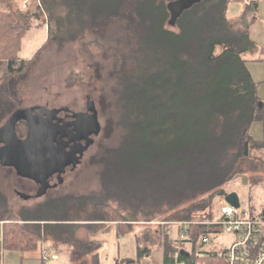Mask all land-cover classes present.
I'll return each mask as SVG.
<instances>
[{
  "label": "trees",
  "instance_id": "16d2710c",
  "mask_svg": "<svg viewBox=\"0 0 264 264\" xmlns=\"http://www.w3.org/2000/svg\"><path fill=\"white\" fill-rule=\"evenodd\" d=\"M13 1L0 0V121L12 110L6 109L8 102L17 104L6 83L26 68L18 52L31 18L46 9L50 23L54 21L52 0H40L33 12L14 8ZM171 1H77L78 8L85 9L80 11L84 20L101 18L90 15L93 2L96 10L108 13L103 21L123 17L132 31L128 38L134 65L123 74L116 100L121 139L106 149L103 168L117 170L120 184L131 181L130 190L151 185L148 200L156 209L145 213L139 202L144 221L164 210L168 214L162 221L211 220L214 215L203 211L212 197L230 192L225 185L237 174H247L250 187L260 186L264 194V139L250 133L253 122L264 121V100L246 65L253 49L246 9L233 21L232 0H201L180 13L176 31L165 26L171 19ZM135 3L140 5L133 8ZM52 29L49 25V38ZM17 129L21 135L27 132L25 123ZM138 198L136 192L129 201L138 204ZM90 206L82 217L42 218L31 212L15 215L0 201L2 244L20 251L46 241L53 247L67 245L71 264H96L100 245L91 243L88 233L107 221L128 227L133 219L98 199ZM249 209L253 214L251 203ZM258 209L264 212V197ZM197 227L199 239L219 231L213 225ZM188 241L195 247L196 241ZM177 251V259L187 264H225L224 249L200 256L193 251L190 257ZM169 258L165 248L164 261Z\"/></svg>",
  "mask_w": 264,
  "mask_h": 264
},
{
  "label": "rangeland",
  "instance_id": "374dc122",
  "mask_svg": "<svg viewBox=\"0 0 264 264\" xmlns=\"http://www.w3.org/2000/svg\"><path fill=\"white\" fill-rule=\"evenodd\" d=\"M77 1L52 0L50 9L54 21L51 23L46 9L39 17L31 18L18 52L19 58L27 61L26 68L22 74L11 77L6 83L17 104L13 101L8 102L6 109L12 110L5 114L0 125L17 109L34 107L35 111L39 108L58 109L61 115L94 113L99 129L96 133L91 132L86 141L85 139H81L82 142L77 141L79 145H83L84 150L79 160L74 166L66 168L60 174V178L57 179L56 175L49 177L46 181L51 186L41 193L38 192L34 180L20 177L13 167L0 164V201L15 215L31 212L42 218H52L54 215L66 217L73 215L78 218L91 209L90 205L95 199L107 202L111 207L117 208L120 214L133 219L131 222L138 223L133 224L129 231L122 234L124 247L129 246V249L130 245L132 246V242L129 241L132 239L130 235L133 237L132 251L137 256L135 262L160 264L161 246L158 243L140 242V247L145 248L150 256H139L134 234L140 227L142 230L151 227L145 224L146 221L139 210L141 207L140 209L147 213L156 209L148 200V195H152L153 192L151 183L147 182L149 187L130 190L131 181L125 186L122 178L121 181L125 184H120L117 170L112 166L103 168L106 149L115 146L121 139V110L116 100L123 74L130 73L129 70L134 65V57L130 58L133 53L132 41L128 38L132 31L127 30L123 17L103 21L108 13L103 12L104 9L96 10L93 2L90 4V15L101 18L95 20L96 22L84 20L85 17L80 11L83 12L85 9H79ZM241 1L243 0L231 2L230 16L233 21L237 20L241 12L238 8H243ZM22 2L23 0H14L12 3L14 8L17 5L25 12H33L40 0L29 1L26 7ZM139 5L135 3L133 8ZM169 19L170 16L166 19L165 26L177 31L176 24L169 22ZM49 25L53 28L50 38ZM119 56L121 60L117 58ZM135 56L139 58L140 54L137 53ZM225 187L238 194L240 206L249 207L251 203L254 211H259L258 206L264 194L260 186L250 187L247 174L235 175ZM136 192L139 198L135 202L138 204L133 205L129 200ZM210 200V206L203 213L207 211L212 213L214 219L225 201L220 196L212 197ZM167 212L164 210L156 213L151 219L161 220L166 217ZM141 222L144 224H140ZM169 236L178 240L176 227L172 228ZM219 236L225 240L235 237L225 232ZM219 236L216 238L217 242ZM212 238L213 234L210 236V239ZM57 264H69L68 257L63 255Z\"/></svg>",
  "mask_w": 264,
  "mask_h": 264
},
{
  "label": "crops",
  "instance_id": "0c3cea01",
  "mask_svg": "<svg viewBox=\"0 0 264 264\" xmlns=\"http://www.w3.org/2000/svg\"><path fill=\"white\" fill-rule=\"evenodd\" d=\"M241 2L243 8L239 7L240 9L238 8V10L241 11L242 9H246L248 35L253 42V49L247 56L248 59L246 65L252 76V79L258 83V95L264 100V0H243ZM251 2H254V4L246 7V4L248 5ZM250 133L256 139H264V121L253 122L250 128ZM146 222V225H151L148 230H142V227H140L134 232L137 242L138 255H144L146 257L150 256V253L147 252V250H144L145 248L140 247V242L142 243L145 241L146 243L150 244L158 243L162 249V258L160 264H167L171 261H184L177 259V250L180 251V249H183L189 253V255L186 257H190V253L193 251H198L197 254L200 256L204 252L221 251L222 249L226 250L228 246L235 240V237L225 240V238L219 236L221 235L220 232H216L213 234L212 239H210V236H208V242L202 243V238L199 239L197 236L198 227L194 226L192 228L190 237L185 240L187 242L181 243L176 239L170 238V236L168 237V235L163 232L164 228L159 226L157 221L151 220ZM2 224L3 221H0V264H41L43 262L46 264H52L51 262H53V264H57L60 262L63 255L68 257V263L71 264L69 257L70 249L67 245L53 247L50 242L46 241L38 243L35 248L25 251L4 247L1 241ZM129 224V228L126 229L124 226L120 227V224L117 221H107L104 222L103 225L96 227L88 233V240L91 243H98L100 245L97 250L96 264H137L135 262L137 256H135V252L132 251L133 237L130 235L132 238L129 240L130 243L132 242L130 249L129 246L124 247L125 241L122 239V234L129 231L133 224L138 223L129 222ZM140 224L144 223L141 222ZM173 227L177 228L178 226L170 225V233ZM217 236L220 237L218 242L216 241ZM190 239H193L197 242L195 247L192 245L191 241H188ZM183 244H185L187 247H185ZM165 248L168 249L171 255V258H169V260L166 262L164 261ZM43 251H47L50 254L47 259L43 258ZM51 256H54V258Z\"/></svg>",
  "mask_w": 264,
  "mask_h": 264
},
{
  "label": "water",
  "instance_id": "95a60500",
  "mask_svg": "<svg viewBox=\"0 0 264 264\" xmlns=\"http://www.w3.org/2000/svg\"><path fill=\"white\" fill-rule=\"evenodd\" d=\"M201 0H173L169 3L171 11L170 22L174 23L180 13L194 3ZM29 109H17L9 115L3 124L0 125V164L11 166L14 168L17 175L27 178H34L35 173H40V170L48 168V173L41 179L44 183L46 179L55 172L63 171L64 159L66 153H62V147L57 146L53 142V129L41 123L35 125L32 120L24 115ZM80 121L86 120L87 130L89 133H96L99 129L96 115H84ZM21 120L28 122V129L25 137H19L17 132V124ZM50 173V174H49ZM48 183L38 189L41 193L48 188ZM224 201L231 206L239 207L240 201L238 194L235 191H230L224 196ZM184 256L189 253L183 249L179 251Z\"/></svg>",
  "mask_w": 264,
  "mask_h": 264
},
{
  "label": "built area",
  "instance_id": "2783aa9c",
  "mask_svg": "<svg viewBox=\"0 0 264 264\" xmlns=\"http://www.w3.org/2000/svg\"><path fill=\"white\" fill-rule=\"evenodd\" d=\"M29 1L31 0H23V6L26 7ZM157 224L164 228L163 232L167 235L170 233V225L178 226L180 242L190 237L194 226L213 225L218 227V232L235 236V240L224 251L225 264H264V212L252 214L249 207L236 208L225 202L212 220L158 221ZM208 239V236H203L202 242H207ZM49 256L47 251H43L44 259ZM167 264H186V262L171 261Z\"/></svg>",
  "mask_w": 264,
  "mask_h": 264
},
{
  "label": "flooded vegetation",
  "instance_id": "af4514ba",
  "mask_svg": "<svg viewBox=\"0 0 264 264\" xmlns=\"http://www.w3.org/2000/svg\"><path fill=\"white\" fill-rule=\"evenodd\" d=\"M58 112V113H57ZM25 116H27L35 125H39L41 123H45L46 126L51 127L55 124V126H52L53 129V142L55 145L62 147L61 152L66 153V158L64 159V167L63 171H65L66 168L74 166V163L79 160V157L81 156V152L83 145L78 144V140H87V137L89 136V130H87L86 120L80 121L82 117H85L84 115H90L89 113H64L61 115V112H59L58 109L51 110L47 108H39L35 111L34 107L30 108L26 113H24ZM19 123H25L26 127L28 129V122L26 120H21ZM17 124V126H18ZM17 128V127H16ZM19 137H25V135H21L18 131ZM27 133V132H26ZM81 140V142H82ZM0 146L2 144L0 143ZM9 167V166H8ZM48 168H45L43 170H40V173H35L34 176H36V179L31 178L34 180V182L37 184L38 189L44 184L41 179H44V176L48 173ZM55 172L51 174L49 177L55 176L60 178V174L63 172ZM50 174V173H49ZM48 177V178H49ZM27 178V177H26ZM47 178V179H48ZM46 179V180H47ZM47 182V181H46ZM48 186H51L48 184Z\"/></svg>",
  "mask_w": 264,
  "mask_h": 264
}]
</instances>
